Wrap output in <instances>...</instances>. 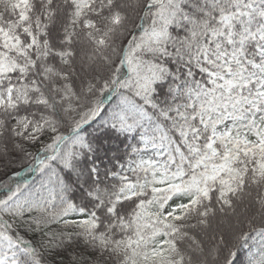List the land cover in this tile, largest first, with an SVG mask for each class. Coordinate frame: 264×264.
<instances>
[{"label":"snow or ice","instance_id":"obj_1","mask_svg":"<svg viewBox=\"0 0 264 264\" xmlns=\"http://www.w3.org/2000/svg\"><path fill=\"white\" fill-rule=\"evenodd\" d=\"M0 264H264V0H0Z\"/></svg>","mask_w":264,"mask_h":264}]
</instances>
